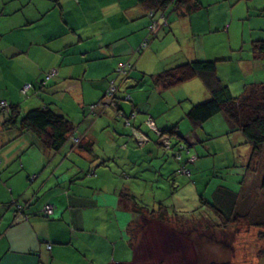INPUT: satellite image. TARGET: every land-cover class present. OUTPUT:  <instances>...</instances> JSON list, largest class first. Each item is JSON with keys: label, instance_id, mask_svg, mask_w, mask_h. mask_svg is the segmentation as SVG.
Wrapping results in <instances>:
<instances>
[{"label": "crops", "instance_id": "0c3cea01", "mask_svg": "<svg viewBox=\"0 0 264 264\" xmlns=\"http://www.w3.org/2000/svg\"><path fill=\"white\" fill-rule=\"evenodd\" d=\"M197 1L201 7L184 15L171 6L154 13L158 29L150 33V13L137 0H0V102L9 106L0 112V264L134 263L135 248L128 246L123 231L130 216L118 198L120 191L131 189L116 182L111 165L120 168L125 180L143 183L144 175L134 171L145 160L142 155L146 151L153 160L160 154L155 146L136 149L123 136L128 131L102 103L108 81L115 79L118 106L125 113L136 112L135 125L151 119L158 129L168 130L177 124L176 139L186 144L190 131L181 135L180 124L185 121L192 127L185 115L192 105L208 99V92L198 79L160 92L150 76L194 60H218L217 77L233 96L249 84L264 83V0ZM143 39L149 40L148 47L138 50ZM260 41L263 52L257 60L252 43ZM123 64L131 69L126 77H116ZM223 69L238 79L222 78ZM50 71L53 77L42 84ZM24 84L31 85L27 96L20 93ZM38 108L70 121L74 138L88 139L97 147L95 159L91 162L86 154L70 150V143L56 152L42 151L31 133L9 123L16 112L19 119ZM192 140L216 142L233 160L242 144L240 134L221 114L204 123ZM243 163L233 171H240L243 183L250 184L258 175L245 173ZM193 164L197 167L196 159ZM153 167L158 177L164 176V164L156 161ZM100 177L103 188L80 183ZM242 185L236 191L240 203L251 194ZM84 188L91 191L83 192ZM256 195L251 199L264 200L258 189ZM48 203L53 204L52 216L37 214ZM15 204L23 213L15 212ZM260 232L252 231L256 243L251 257L256 264L264 258ZM117 247L132 250L131 263L115 260ZM235 264H243L242 257Z\"/></svg>", "mask_w": 264, "mask_h": 264}, {"label": "trees", "instance_id": "16d2710c", "mask_svg": "<svg viewBox=\"0 0 264 264\" xmlns=\"http://www.w3.org/2000/svg\"><path fill=\"white\" fill-rule=\"evenodd\" d=\"M137 2L148 11V13H150L149 17L152 20L148 27L152 23L157 24V20H153L154 13L162 12L170 6L176 13H180V15L191 13L201 7L197 0H137ZM156 30L149 32L155 33ZM146 41V47L143 49L139 48L138 50H144L148 47L149 40ZM252 47L253 51L256 52L254 59L256 58L259 60L263 52V42H253ZM217 62L218 60H194L176 65L150 76L151 83L158 91L163 92L193 79L201 81L205 90L208 92L209 98L192 105L185 115L186 119L191 123L193 129H198L200 131L201 126L216 115L221 114L230 121L235 127V131L241 136L242 144L238 145H243L248 148L244 158V171L245 173H251V175L257 173L259 176L257 189L260 191V194H262V197H264V83L249 84L244 88L240 95L233 96L227 84L217 77ZM130 69L131 66L129 65V68L124 69L123 73L116 72L115 76L122 78L126 77V71ZM45 83H43L42 80V84ZM111 83L115 88L113 99L114 107H111L110 105H108V107L111 110L112 119L115 122L121 123L122 130H129L128 134H124L123 136L127 139H131L135 148L139 150L150 145L155 146V148L161 147L166 152H172V159L178 164L177 169L172 172V175L175 173V176H177H174L175 178L181 176L180 174H177V171L181 167L186 168L191 174L188 165L193 164L196 157L191 161L188 150L189 145L176 139L180 137L177 132L178 125L176 124L168 130H160L154 124L160 134L159 136L149 130L145 125L146 119L142 124L135 125L134 121L136 118V112L132 110L129 113H125L118 106V89L115 84V79H110L108 81V87ZM106 91L104 92V97ZM23 96H27V94ZM125 100L128 101L129 96H126ZM92 108L93 106L91 109ZM7 109H9L8 104L7 107L1 109L0 112ZM11 111L14 113V110ZM16 114L12 116L9 123L17 126L20 132L31 133L36 138V142L42 151L56 152L70 143V150L76 149L79 153L86 154L91 162L95 159V144L88 139L86 142H83V140L80 142L79 140L78 143H74L73 134L75 128L67 119L45 108L30 110L19 119ZM142 126L144 127V130L142 129ZM134 133L144 136L146 142L139 144ZM164 141L166 144H164ZM181 152H185L188 156L182 157ZM78 156L81 158L80 155ZM33 179L34 176H32L31 180ZM174 182L175 181L173 180V184ZM240 183L243 184V179ZM118 198L121 202L122 208H124V211L130 216V220L125 225L123 231L124 235L127 237V244L131 249L135 246L134 238L137 235L136 229L139 227L138 222L133 219L134 217L140 216L148 220H156L160 223H164V220L166 221L170 218V216H168V207L161 202H158L155 208L148 209L147 207L137 204L136 199L131 192L127 193L120 191ZM201 199L202 198L200 197L199 200ZM200 204L204 210L208 211L213 218L220 221L225 227L233 221H238V217L246 219L252 216L253 221L250 223V226L259 228V231L263 232H260V236L264 237V200H262V203L253 201V207L251 205L249 209H246L245 213H242L238 207L239 193L220 186L212 192L210 201H201ZM259 204H261V206H259ZM16 205H18L20 209L17 210ZM46 205L52 206L53 204L48 203ZM22 208L23 207L19 204L14 205L16 213H23ZM39 212L41 213V210H38L37 214H39ZM41 215L46 217L42 213ZM218 264L230 263L226 262Z\"/></svg>", "mask_w": 264, "mask_h": 264}, {"label": "rangeland", "instance_id": "374dc122", "mask_svg": "<svg viewBox=\"0 0 264 264\" xmlns=\"http://www.w3.org/2000/svg\"><path fill=\"white\" fill-rule=\"evenodd\" d=\"M221 75L222 78L231 76L233 79H238V76L230 69H223ZM180 126L181 135H184L183 133H186V131H190L189 137L191 139L187 138V144L191 145L188 149L189 155L190 157H196L198 163L197 167L195 164L188 165L191 172L189 177L180 176L177 182H174V185L171 183V176L175 173L171 176L169 174L171 169H177L178 164L172 159V152H166L161 147H156L160 154L159 158L148 160L150 157L145 151L146 153L144 152V155H142L145 160L140 161L135 167V172L144 175V178H141L144 181L143 183H140L141 181L125 180L119 176L120 168L111 165L116 182L131 189L130 192L134 195L137 204L153 209L158 202H161L168 207V216L171 218L164 220V223L140 216L133 218L139 224L136 229L137 235L135 234L136 237L134 238L136 258L133 264H218L226 262L235 264L241 257L243 264H256L257 260L252 259L251 255L255 252L252 246L256 243L254 234L257 230L254 234L252 231L259 228L250 226L253 217L250 216L246 219L238 217V221H233L225 227L220 221L213 218L208 211L204 210L200 204L201 201H210L212 191L219 185L226 186L235 192L240 188L241 183L239 181L243 179V175L240 171L234 172L233 170L234 167L237 169H240L239 166L243 168V161L248 148L243 145L237 146V157L233 160L232 155L227 156L221 152L222 146L216 142L210 145H206L209 142L196 144L192 140V136L195 133H201L200 130L196 129L195 133L191 132L194 129L185 121ZM205 128L206 131L211 130L210 127ZM218 129L216 128L214 131H218ZM125 130L129 131L128 129ZM211 148H214L215 152L209 154L207 151ZM181 153L182 157L188 156L185 152ZM156 161L160 162V165L164 164L163 177H158V174L155 173L156 168L154 169L153 166ZM255 177H252L250 184L244 182L241 186L244 190L248 188L247 191H251L250 196L244 198L242 203L239 199L238 207L242 213H245L246 209L251 207L252 201L261 202L258 197L256 200L251 199L252 195L257 196L258 176ZM90 180L92 178H83L80 183L88 188H103L105 183L102 177L93 181ZM81 190L83 192L91 191L85 188ZM200 197L201 200H199ZM200 208L203 210H200ZM91 223H93L92 219L90 220ZM97 227L103 231V226L100 223L97 224ZM112 238H115V236ZM118 248L114 254L115 260L117 261V258H120L121 262L131 263L134 256L132 250L118 251ZM235 252H237V255ZM259 264H264V258L259 261Z\"/></svg>", "mask_w": 264, "mask_h": 264}, {"label": "built area", "instance_id": "2783aa9c", "mask_svg": "<svg viewBox=\"0 0 264 264\" xmlns=\"http://www.w3.org/2000/svg\"><path fill=\"white\" fill-rule=\"evenodd\" d=\"M157 29V24L156 23H152L149 27H148V30L150 32H153ZM147 39L143 40L141 45H140V49H143L146 47V41ZM129 68V65L126 64V65H121L119 66V68L117 69V72H121L123 73V70L124 69H128ZM54 75V71H50L49 73H47L45 76H44V79H43V83L47 82L49 79H51ZM31 89V85L30 84H24L20 90V93L22 95H26L28 93V91ZM114 94H115V88L113 86V84L111 83L106 91V95L105 97L103 98V104L104 105H110L111 107H114V104H113V99H114ZM7 107V103L6 102H3L1 101L0 102V110L1 109H4ZM145 125L149 128V130H151L153 133H155L156 135H160L159 132L157 131V129L155 128L154 126V123L151 121V119H146L145 121ZM135 137L137 138L138 140V143L139 144H143L146 142V139L144 136H140L136 133H134ZM74 143H78V139L77 138H74ZM164 144H166V142L164 141ZM195 157H191L190 160H194ZM177 174H180L181 176H185V177H189L190 176V173L189 171L186 169V168H183L181 167L178 171H177ZM16 208L17 210L20 209V207L18 205H16ZM41 213L43 215H45L46 217H50L52 216L53 214V208L51 205H46V206H43L42 209H41ZM49 248V247H48Z\"/></svg>", "mask_w": 264, "mask_h": 264}]
</instances>
